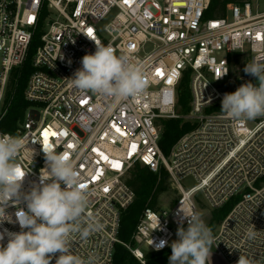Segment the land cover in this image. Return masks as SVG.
<instances>
[{"label": "built area", "instance_id": "built-area-1", "mask_svg": "<svg viewBox=\"0 0 264 264\" xmlns=\"http://www.w3.org/2000/svg\"><path fill=\"white\" fill-rule=\"evenodd\" d=\"M210 2L0 0V134L24 139L17 158L25 173L22 193L41 183L45 140L75 163L87 191L83 226L99 228L86 238L71 234L68 247L87 264H114L117 244L147 264L148 253L170 250L178 228L188 227L182 210L205 223L200 209L215 224L209 264H237L240 255L264 264V117L237 122L221 112L225 93L258 83L244 68L264 60V11L244 0L230 5L225 16L207 17ZM38 32L25 88L30 106L15 131L7 132L1 125L12 74L26 61ZM94 40L141 70L147 85L142 95L114 103L73 87L70 79L82 57L96 51ZM186 74L189 110L181 114L178 92ZM180 117L194 127L165 153L163 121ZM137 165L159 179L164 174L169 189L162 194L170 190L175 196L170 201L161 194L154 207L143 210L133 244L120 238V230L137 197L128 183ZM227 205L228 212L216 219L215 212ZM21 210L27 211L23 199L5 207L10 220L0 223V232L21 231ZM161 241L166 243L157 251ZM7 242L5 235L0 243Z\"/></svg>", "mask_w": 264, "mask_h": 264}, {"label": "clouds", "instance_id": "clouds-1", "mask_svg": "<svg viewBox=\"0 0 264 264\" xmlns=\"http://www.w3.org/2000/svg\"><path fill=\"white\" fill-rule=\"evenodd\" d=\"M95 43L96 51L82 57V67L70 79L73 87L111 98L114 103L142 95L147 85L141 70L126 57L117 56L111 45ZM244 72L256 77L258 83L242 84L236 91L225 93L221 102V112L237 122L264 117V60L253 59L246 64ZM226 74L227 71L223 75ZM24 147L20 136L0 134V223L10 220L5 213L10 202L18 205L23 199L27 206V211L17 212L20 232H0V241L8 236L6 246L0 243V264H50L56 253L59 256L55 264H87L79 256L70 254L68 247L71 234L79 232L86 238L99 228L94 223L83 226L88 200L78 168L63 152L43 146L47 166L41 170L44 173L41 183L22 193L25 173L17 158ZM182 212L188 227L178 228V239L170 245L169 264H209L215 243L212 229L198 214ZM165 243L161 241L156 250ZM237 264L253 262L240 255Z\"/></svg>", "mask_w": 264, "mask_h": 264}, {"label": "trees", "instance_id": "trees-1", "mask_svg": "<svg viewBox=\"0 0 264 264\" xmlns=\"http://www.w3.org/2000/svg\"><path fill=\"white\" fill-rule=\"evenodd\" d=\"M244 0H211L210 7L207 11V17H221L227 14V9L234 3L243 2ZM40 32H38L32 39L28 56L22 67L13 71L11 84L8 93V109L2 119V129L7 132L15 131L18 126V122L24 118L26 109L30 106V103L25 99V88L34 70L32 65V57L40 43ZM234 57L237 61L241 59L240 53H235ZM189 75L186 74L182 79L179 86V103L181 105V114H186L189 110L190 101V85ZM163 136L162 147L165 153H169L172 147L176 144L179 138L191 130L194 125L185 120L183 117L171 118L163 121ZM128 183L136 192V200L127 209L123 215L122 226L120 230V238L124 242H131L134 244L133 234L136 226L140 220L143 210L146 207H154L159 196L169 189V184L165 179L164 174L160 177L156 174H152L147 168L141 165L135 166L128 177ZM230 206L215 212V218L220 219L225 215ZM170 250L162 253H149L153 259H147V264H160L158 259L164 257V255ZM155 258V259H154ZM114 264H142L125 246L117 244ZM169 264V263H167Z\"/></svg>", "mask_w": 264, "mask_h": 264}, {"label": "rangeland", "instance_id": "rangeland-1", "mask_svg": "<svg viewBox=\"0 0 264 264\" xmlns=\"http://www.w3.org/2000/svg\"><path fill=\"white\" fill-rule=\"evenodd\" d=\"M254 8H257L259 11H264V0H251ZM175 196V194H173V192H171L169 190V193L166 192V194H162L161 199H170V201H172L173 197ZM200 213L201 215L204 217L205 219V223L206 225L212 229V233H214V229H215V224L213 222V220L211 219L210 215L208 214L207 210L205 209H200ZM186 229V228H185ZM135 244V243H134ZM144 250H147V248H143ZM149 254V253H148ZM171 255V251L166 253L164 255V257L158 259L159 261H161L160 264H167L169 263V257ZM214 259V261H216L215 257H212ZM147 259H153V257H150L149 255L146 256V261ZM155 259V258H154Z\"/></svg>", "mask_w": 264, "mask_h": 264}, {"label": "snow or ice", "instance_id": "snow-or-ice-1", "mask_svg": "<svg viewBox=\"0 0 264 264\" xmlns=\"http://www.w3.org/2000/svg\"><path fill=\"white\" fill-rule=\"evenodd\" d=\"M125 2H128V0H125ZM88 35L91 37L92 36V29H88ZM157 74H161L158 70V73ZM82 103H84V101H82ZM117 131H119V129L117 128ZM45 147H48V143H47V140H45ZM71 147V146H70ZM95 151V150H94ZM23 174V173H22Z\"/></svg>", "mask_w": 264, "mask_h": 264}]
</instances>
